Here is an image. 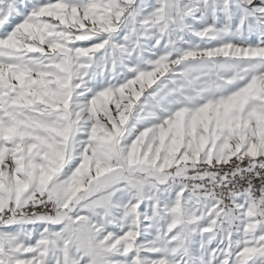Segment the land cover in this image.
<instances>
[{
	"label": "snow or ice",
	"instance_id": "1",
	"mask_svg": "<svg viewBox=\"0 0 264 264\" xmlns=\"http://www.w3.org/2000/svg\"><path fill=\"white\" fill-rule=\"evenodd\" d=\"M0 264H264V0H0Z\"/></svg>",
	"mask_w": 264,
	"mask_h": 264
}]
</instances>
